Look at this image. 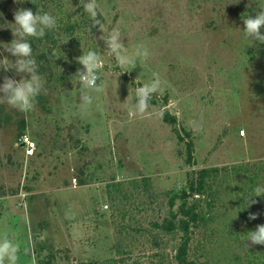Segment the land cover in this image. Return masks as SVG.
Returning a JSON list of instances; mask_svg holds the SVG:
<instances>
[{
    "label": "rangeland",
    "instance_id": "obj_1",
    "mask_svg": "<svg viewBox=\"0 0 264 264\" xmlns=\"http://www.w3.org/2000/svg\"><path fill=\"white\" fill-rule=\"evenodd\" d=\"M84 2L0 0V24L12 23L17 8L57 18L44 37L28 38L44 86L34 107L0 103V234L14 235L17 264H176L181 233L155 224L202 169L216 170L188 198L200 213L188 260L264 264V245L245 240L264 224V196L245 200L264 182V45L230 29H242L264 0H97L103 27L118 29L130 51L144 44L149 56L117 78L121 69L103 55L104 88L81 106L75 58L105 47ZM12 38L0 29V42ZM152 72L163 91L130 116L133 81Z\"/></svg>",
    "mask_w": 264,
    "mask_h": 264
},
{
    "label": "clouds",
    "instance_id": "obj_2",
    "mask_svg": "<svg viewBox=\"0 0 264 264\" xmlns=\"http://www.w3.org/2000/svg\"><path fill=\"white\" fill-rule=\"evenodd\" d=\"M14 3H23V0H13ZM92 26H99L101 33L99 39L103 42L104 52L89 49L76 57L77 63L82 66L74 75L79 81L80 91L78 94L81 106H87L92 102L93 94L100 93L104 83L99 80V70L104 66L102 56L107 54L114 58L120 74L130 72L139 63L141 58L149 56V49L142 43L135 45L130 51L128 45L123 42L122 33L118 29L107 30L98 17H101L97 0H85L80 6ZM254 14L247 13L242 21L243 28L236 27L231 31L246 35L251 45L257 47L264 45V7L252 9ZM3 14L0 13V19ZM7 22L0 24V29L8 28L12 32V39L8 43L0 42V49L9 56H0V72L11 71L13 76H3L0 80V103L18 110L27 111L34 107L36 98L44 91L39 66L33 55L32 43L28 39L44 37L46 32L53 30L57 25V18L47 11L36 10L34 13L30 8H17L13 13V22L7 23L11 27H5ZM90 31V29H89ZM140 65V64H139ZM19 76V79L13 77ZM143 79V83L138 81ZM137 82L134 87L135 102L131 106L129 115L143 113L149 106L153 96L163 91V81L158 72H152L150 78L137 76L133 81ZM253 195L245 198L264 196V182L257 183L253 188ZM255 202L254 200L252 201ZM247 207L248 204L245 203ZM246 207V208H247ZM237 215V214H236ZM256 214L249 213V220H255ZM245 240L252 245H264V224L256 225L254 230L245 232ZM244 240V241H245ZM18 244L14 235L7 232L0 234V264H17Z\"/></svg>",
    "mask_w": 264,
    "mask_h": 264
},
{
    "label": "trees",
    "instance_id": "obj_3",
    "mask_svg": "<svg viewBox=\"0 0 264 264\" xmlns=\"http://www.w3.org/2000/svg\"><path fill=\"white\" fill-rule=\"evenodd\" d=\"M75 31V26H70V30ZM164 120L167 123H174L175 119L173 117H169V115L165 112ZM188 161L192 160V148L193 143L188 142ZM216 169L211 170H200L196 173V176L192 177L190 180L188 187L185 191L179 195V206L177 209H173L175 206V201L172 200L170 202V212L169 216L166 217L161 223H156L155 227L167 234H173L176 232L181 233V243L177 248V253L175 255L176 264H194L192 261L188 260V252L190 243L192 240V234L194 233V229L198 226V222L200 221V213L198 211V205L196 203H189L188 198L194 197L196 195H200L204 192L206 181L214 173Z\"/></svg>",
    "mask_w": 264,
    "mask_h": 264
},
{
    "label": "built area",
    "instance_id": "obj_4",
    "mask_svg": "<svg viewBox=\"0 0 264 264\" xmlns=\"http://www.w3.org/2000/svg\"><path fill=\"white\" fill-rule=\"evenodd\" d=\"M242 134H244V131L242 132ZM22 143H23L24 145L29 144V138H28L27 136H24V137L22 138ZM31 146H33V145H31Z\"/></svg>",
    "mask_w": 264,
    "mask_h": 264
},
{
    "label": "water",
    "instance_id": "obj_5",
    "mask_svg": "<svg viewBox=\"0 0 264 264\" xmlns=\"http://www.w3.org/2000/svg\"><path fill=\"white\" fill-rule=\"evenodd\" d=\"M194 125H195V127H199L198 123H195Z\"/></svg>",
    "mask_w": 264,
    "mask_h": 264
}]
</instances>
